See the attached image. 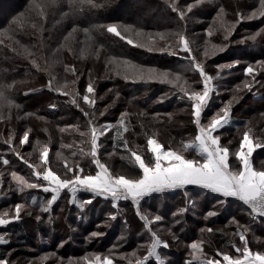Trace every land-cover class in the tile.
Wrapping results in <instances>:
<instances>
[{
  "label": "trees",
  "instance_id": "trees-1",
  "mask_svg": "<svg viewBox=\"0 0 264 264\" xmlns=\"http://www.w3.org/2000/svg\"><path fill=\"white\" fill-rule=\"evenodd\" d=\"M61 1L59 14L48 19L43 15L47 20L42 24L37 11L42 13L43 4L40 10L29 11L32 0H0V90L4 91L10 102L0 104V156L10 161L9 165L0 162L3 167L27 175L34 182V177L27 173V169L32 170L28 164H40L43 148L48 147V166L61 175H64L66 164L75 166L77 163L84 168V174L95 172L91 156L81 154V150L84 153L91 151V126L88 121L92 120V126L103 119L115 124L121 113L125 112L124 126L128 131L124 132L121 128V137L113 128L101 137L99 157L111 173L124 174L116 170L111 161L131 170L138 169L132 153L139 146L146 151L149 137H155L166 148L175 149L176 143L182 147L184 143H190L196 135V126L192 122L191 103L186 97L180 98L184 94L179 88L158 81L125 80L123 66L117 68L115 63L130 61L135 65L170 72L180 76L181 84L200 91L203 88L201 77L192 68L189 53L175 47L177 33L189 41L191 56L203 62L205 70L215 78L213 96L216 99L220 93V97L213 105L219 107L229 100L233 102L230 123L219 132L222 145L229 142L239 144L245 131L251 133L256 143L264 144V69L256 66L259 73L257 80L262 83L255 84L251 92L237 88L246 79L251 80V77L244 75V68L250 63L255 65L256 61L264 60V37L258 36L256 41L241 38L250 37L264 28V17L240 19L241 16H250L259 8V0L249 3H245L247 0H94V3L103 5L99 8L90 7L83 0ZM173 3L179 4L185 11L184 20L172 11ZM189 4L193 5L191 12L187 11ZM22 11L26 13L23 27L12 24L13 18ZM193 16L196 17L194 22L191 19ZM108 24H115L124 39L107 32ZM231 24L236 25L235 30L225 40L224 28ZM102 25L105 27H100ZM123 26H130L129 31L125 32ZM70 27L78 28L71 36ZM209 30L211 35L207 34ZM139 31L143 33L142 36L136 35ZM69 37L87 46H60L62 39L65 41ZM128 40L132 43L129 44ZM237 41L241 42L237 45ZM139 44L167 47L177 55L148 51L147 47L137 46ZM212 45H227V50L213 57H205V49H211ZM55 60L58 63H54ZM225 64H233V67H220ZM66 66L74 67L76 74L65 71ZM77 76L79 80L73 85L72 81ZM50 80L54 86H66L69 92L78 91L80 106L92 115L85 117L70 103V95L50 90L47 87ZM89 81L95 87V103L91 106L82 100ZM211 114L213 110L206 111V115ZM62 128L66 130L62 132ZM26 130H30L29 142L21 145L19 141ZM81 133L86 135L82 136ZM12 149L19 152L20 157ZM57 152L63 158L58 157ZM235 157L234 150H231L229 161L232 162ZM22 164L25 168H22ZM254 165L256 170H264V148L255 150ZM6 179L10 181L11 176L6 174ZM11 184H14L13 180L1 184L2 189L9 187L11 195H0V211L22 201L38 210L42 219L37 221L33 214L28 218L24 215L18 221L0 226V233H6L9 238L6 243L0 244V259L7 257L12 260L15 250L28 253L26 246L33 244L39 252L59 251L58 238L84 236L85 240V234L93 231L105 235L96 237L93 246L89 244L83 249H95L102 253L122 252L126 257H131L130 252L147 254L151 233L144 227L136 211L130 208V201H120L118 209L113 208L110 200L101 198L88 205L85 202L90 194L80 192L76 203L71 204L70 196L64 191L51 212L43 213L40 208L50 194L39 189H25L21 193L16 189L17 183L14 188L10 187ZM33 196L37 198L35 202ZM192 196H195L194 200ZM157 197L160 205L155 202ZM218 199L222 198L207 190L189 186L154 193L145 200L151 212L163 217L159 222L154 221L151 228L169 244L167 249L159 248L165 264H184L185 260L192 259L188 245L194 240L203 241L201 255H209L216 245L229 250L236 236L226 225L233 217L246 226L249 224L246 234L249 246L264 251V218H253L249 215L248 206L238 200L230 198L224 204H219ZM81 203H85V208L79 207ZM180 209L186 211L181 213ZM209 211L217 215L208 217ZM112 215L116 216L115 220L111 219ZM207 228H211L212 232L201 231ZM50 231L54 239L52 242L46 241ZM70 248L73 249L72 244L68 247L69 251L62 249L61 254H79V251ZM115 259L120 261L121 257L115 256ZM61 264H67L66 259ZM147 264L157 262L150 258ZM193 264H197V260L194 259Z\"/></svg>",
  "mask_w": 264,
  "mask_h": 264
},
{
  "label": "snow or ice",
  "instance_id": "snow-or-ice-1",
  "mask_svg": "<svg viewBox=\"0 0 264 264\" xmlns=\"http://www.w3.org/2000/svg\"><path fill=\"white\" fill-rule=\"evenodd\" d=\"M90 7L99 8L103 5L94 3V0H83ZM41 4L36 3V0H32L29 5L28 10H40ZM172 11L178 13L179 18L184 20L186 18V13L179 4L173 3L171 5ZM193 10V5L189 4L187 6V11L191 12ZM223 9H221V12ZM26 16L25 11L20 12L16 17L13 18L12 24L19 25L23 27V20ZM257 17H264V0H259V8L251 13L250 16H241L240 19H255ZM240 21H237L239 23ZM35 27V25H33ZM105 27V26H100ZM221 27L223 23L221 22ZM236 25L231 24L224 28L225 40L235 30ZM107 32L114 34L121 39L124 37L121 35V31L115 24H108L106 26ZM125 32L129 31L130 26H123ZM75 31V29L73 30ZM87 29L85 32L87 33ZM211 35V30L207 33ZM71 35V34H70ZM137 36H142L143 33L137 32ZM178 37V42L175 47L181 48L184 52L189 53V61L192 68L199 72L201 77V82L203 88L200 91L190 90L184 84H181L180 76L172 74L170 72L161 71L156 68H146L140 65L132 64L130 61L115 62L117 68L123 66L124 79L131 80L133 82H149L158 81L162 84H169L179 88L180 92L183 93L180 98L185 97L191 103V115L192 122L196 126L197 133L194 139L190 143L183 144V150L177 151L173 150L172 147L165 149L164 145L158 142L156 139L149 137L147 139L148 150L152 154L151 160L147 163L136 153H132L135 157V162L138 168L141 170L142 174L138 177H128L126 175H113L105 164L101 163L98 158L99 145L98 140L103 137L110 129L116 128L119 136H123V132L128 131L127 127L124 126L127 113H121L119 120L113 123H106L105 125L97 128L92 126V120L88 123L91 126V151L90 153H84L81 150L82 155H90L92 162L96 167L95 174H84V168L80 167L79 163L75 166L65 165L64 176L57 174L50 168H45L41 170L35 165L28 164L27 160H24L25 164L32 169V175L37 178V180L43 181L44 183H33L25 179L24 176L18 175L17 172L13 171L11 173L12 179L17 183L18 191L23 193L25 189H39L45 194H50L44 205L41 207L43 213H50L52 207L58 199L61 197L62 192L67 190L70 196L69 202L71 204L76 203L77 194L80 192H87L90 194L89 198L85 202L88 205L93 203L96 198H101L104 200H110L113 208L118 209V202L120 201H131L132 205L135 207L136 214L141 221L144 222V227L151 233V243L147 247V255L136 260V264H147L150 258H154L157 264H165V260L162 259L158 249L163 247L165 249L169 248L167 241L160 238L157 232L152 231L151 225L153 222H159L163 219L161 215H155L152 219L149 218L147 214L141 211V202L152 194H161L166 191H172L177 189H186L189 186L194 188L207 190L211 194H216L218 197L222 198L218 201L219 204H224L225 201L231 199L238 200L243 203V205L248 206L250 209L249 215L254 218H264V170H254L252 164L250 163V157L252 156L255 149L264 148V144L256 143L249 138V132L245 131L243 133V139L240 141V151L235 153L236 158L240 162V169L233 170L229 165V147L221 144V136L216 133L230 123V113L232 108V100H229L224 106L216 113H214L208 120L206 124L202 123V117L204 116L213 92L216 86L213 84L215 79L206 70L203 62L196 60L194 56H191V48L189 46V41L180 33L176 34ZM264 37V28H261L258 32L254 33L248 39L256 41L257 37ZM129 44L132 43L131 40L127 41ZM139 47H147L148 51H159L162 54L168 52L170 55H177L175 51H170L169 48H155L151 44H139ZM227 50V45H212L211 49H205V57H213L220 52ZM33 65L39 68V65L35 61H32ZM239 64V61L236 62ZM256 66L264 69V60L256 61V64H248L244 68V75L246 77H251V80H245L242 85H237L240 90H247L251 92L255 84L262 83L257 80ZM221 68H231L233 64L221 65ZM65 71L71 72L73 75L76 74V69L72 66H66ZM117 74H120L117 72ZM219 75V73H217ZM79 80L77 76L76 80L72 81L75 85ZM50 90L54 92L61 93L65 96H71L70 103L75 105L76 108L83 113L85 117H89L92 113L85 111L84 108L80 106V94L78 91L69 92L66 86L53 85L50 80L47 86ZM95 87L93 82L89 81L84 90V95L82 100L85 104L91 106L95 103ZM235 99V98H234ZM7 101L4 91L0 90V104ZM10 103V102H8ZM52 107H55L54 105ZM104 115V113H101ZM66 129H61L65 131ZM29 132L26 130L23 132L20 138V144L25 145L29 142ZM81 135H86L81 133ZM9 143V141H5ZM231 143V142H229ZM127 142H125V147ZM71 147V145H67ZM194 150L199 158H187L184 154L185 151ZM12 151L20 157V153L16 152L15 149ZM50 149L44 147L40 159L43 164L47 166L48 157ZM56 155L60 158L61 153L57 152ZM76 153L73 152V156ZM23 159V157H21ZM0 162L3 165H9L10 161L0 156ZM70 174V175H69ZM36 197L33 196V202L36 201ZM85 203H81L79 207L81 209L85 208ZM22 205H15V215L8 218V212L0 214V226H6L12 221H18L21 219L20 213L22 211ZM186 209H180V212H185ZM217 215L214 211H209L207 213L208 217ZM42 217L37 215L36 220L41 221ZM112 220L116 219L115 215L111 216ZM231 224H236L237 235L239 236L240 242L243 247H236L235 252L237 255L233 257L228 252H217V256L222 257L223 264H264V251L253 252L249 248V242L246 238V233L249 231L247 227L243 230L240 229L239 222L233 217L229 221ZM201 231L212 232L211 228L201 229ZM105 235L97 231H93L90 237H100ZM6 236L0 235V244L6 243ZM202 243L201 240L192 241L188 247L190 248L189 256L192 259L184 261V264H193V260H197V264H221L220 259H199L197 253H202ZM62 246V245H61ZM10 255V253H9ZM133 256L136 255L135 252L132 253ZM48 256H41L40 261H46ZM126 256H122L121 259H126ZM86 264H114V260L109 255H101L99 253L88 254L83 258ZM0 264H16L15 261L8 259L7 257L0 259ZM68 264H73L70 260ZM79 264V261L76 262ZM131 264V261L129 262Z\"/></svg>",
  "mask_w": 264,
  "mask_h": 264
},
{
  "label": "rangeland",
  "instance_id": "rangeland-1",
  "mask_svg": "<svg viewBox=\"0 0 264 264\" xmlns=\"http://www.w3.org/2000/svg\"><path fill=\"white\" fill-rule=\"evenodd\" d=\"M108 0H102V2H107ZM249 1H252V0H247L245 3H249ZM37 3L38 4H43V7H42V13L39 11H37V16L39 15V17L40 18H42V19H40V21H41V23L42 24H45L46 23V20L48 19V18H51V16H57L59 13V6L62 4V1L61 0H38L37 1ZM52 8H54V10H52ZM60 14H62L61 12H60ZM43 15H46V17H47V19L46 20H44V16ZM191 19H193V22L196 20V17L195 16H193ZM200 19H198V21H199ZM43 27V26H42ZM46 27H48V26H46ZM75 29V31H76V29H78V28H76V27H70L69 28V30H71L69 33L71 34V35H73L74 33H76L75 31H73ZM140 32V31H139ZM70 35V36H71ZM248 37V36H247ZM246 36H243V37H241V38H243V39H248ZM72 38L73 37H69V38H67L65 41H64V39H62V42H61V44H60V46H62V45H77V46H87L86 45V43L85 44H78V43H76L74 40H72ZM60 41V40H59ZM77 42H78V40H77ZM241 41H237L235 44H239ZM234 44V45H235ZM89 46H91V45H89ZM54 63H58V60H55L54 61ZM188 89H190V90H192V88L190 87V86H186ZM195 91H199V90H195ZM214 92H213V94H212V96H211V101H210V104H209V106H208V108H207V110H213V114L214 113H216V112H218L224 105H222V106H216V105H213L214 104V102H216L217 100L216 99H219V97H220V93H219V97H217L216 99H214ZM228 102V101H227ZM227 102H225V103H227ZM190 110L192 111V109H191V104H190ZM206 110V111H207ZM213 114H211L210 116H208V115H206V112H205V114H204V116L202 117V123L203 124H206L207 122H208V120H209V118L213 115ZM206 115V116H205ZM230 117H231V113H230ZM106 123H113L112 121H109L108 119H103L102 121H100V122H97L96 124H95V127H97V128H99V127H101V126H103V125H105ZM114 124V123H113ZM178 127V126H177ZM220 130H222V128L220 129ZM220 130H219V132H220ZM219 132H217L216 134L217 135H219ZM196 133H197V130H196ZM152 138H154L155 139V137H152ZM249 138L253 141V144H256V142H255V140H254V138H253V136L251 135V133L249 132ZM243 139V138H242ZM235 140V139H234ZM221 142V141H220ZM100 144H102V142H101V138L98 140V145L100 146ZM222 144V143H221ZM175 145V149L174 148H172L173 150H177V151H181V150H183V147L182 146H180V144L179 143H176V144H174ZM224 146H227V147H229V150H230V154H231V150H234V152L236 153L237 151H240L241 149H240V143L239 144H236V145H232L231 143H228V144H226V145H224ZM147 150L145 151V149L142 147V146H139L138 148H136V150L135 151H133L134 153H136L137 155H141V157L145 160V162L147 163L149 160H151V158H152V154L149 152V150H148V146H147V148H146ZM165 149H167L166 147H165ZM256 150V149H255ZM255 150H254V152H253V154H252V156L249 158L250 159V163L252 164V166H253V168H254V170H256V168L254 167L255 165H254V153H255ZM184 154H185V156L187 157V158H193V157H196V158H199L198 156H197V154L195 153V152H192V151H185L184 152ZM147 155V156H146ZM234 155V154H233ZM236 156V155H235ZM134 157V156H133ZM98 158L100 159V157H99V151H98ZM229 158H230V155H229ZM134 159H135V157H134ZM43 161L41 160V163L40 164H37V167H39V168H41V170H43V169H45V168H50L51 170H53V171H55L54 169H52L51 167H49L48 165L49 164H47V166H45L43 163H42ZM101 163H103V164H105L104 162H102L101 161ZM112 165H113V167L116 169V170H119V171H121V172H123L124 174L123 175H126V176H128V177H138L139 175H141L142 174V172H141V170L138 168V165H137V163L135 162V164H136V166H137V168L138 169H134V170H131L130 168H126V167H123V166H121V165H119V164H117V163H115V161H111L110 162ZM106 165V164H105ZM229 165H230V168H232L233 170H239L240 169V167H241V165H240V162L238 161V159L235 157V159L231 162V161H229ZM106 167H107V165H106ZM22 168H25V166L22 164ZM27 169V168H26ZM97 170V169H96ZM13 171H10V170H8V169H6V167H3V165L2 164H0V195H11L10 193H9V187L7 186V187H5V189H2V187H1V184H5L6 182H11V180H13L12 179V176H11V173H12ZM30 172V175H32V170H29V169H27V173H29ZM57 174H59V175H61L59 172H57V171H55ZM6 174H9L10 176H11V180L10 181H7V179H6ZM86 174H95V172L93 171V172H87ZM113 175H120V174H114V173H112ZM18 175H20V176H24L25 177V179H27L29 182H31L30 181V178H28L27 177V175H22V174H20V173H18ZM62 177L64 176V175H61ZM32 177H34V179H35V181L33 182V183H37V182H39V183H44L43 181H40V180H37V178L35 177V176H33L32 175ZM14 181V180H13ZM15 184H16V182L14 181V184H11V188H14L15 187ZM10 188V189H11ZM16 189H18V187L16 188ZM65 191H67V190H65ZM63 193L64 192H62V194H61V197L60 198H62L63 197ZM69 195V194H68ZM150 197V196H149ZM149 197H146L142 202H141V206H140V208H141V211L144 213V214H147L148 216H149V218L150 219H152L155 215H158V214H155V213H153V212H151L149 209H148V202H146V203H144L145 202V200L147 199V198H149ZM48 198H50V196H48L47 197V199ZM67 198V197H66ZM194 198H195V196H192V200H194ZM157 200H155V202L156 203H158L159 205L161 204V202H160V200H158V197L156 198ZM218 200H220V199H218ZM18 204H21L23 207H22V211H21V213H20V216H26V218H28V217H32V214L33 215H35V216H37V215H39L40 214V212L38 211V210H35L34 208H31L28 204H27V202H22V201H20ZM118 204H119V202H118ZM120 205V204H119ZM130 208H132L134 211H136L135 210V207L132 205V203H131V201H130ZM41 209V208H40ZM66 210V209H65ZM38 211V212H37ZM41 211V210H40ZM4 212H8V218L9 219H11V217L12 216H14L15 215V205L14 206H10V207H7V208H3L1 211H0V214H3ZM66 214H67V210H66V212H65ZM112 213H110V215H111ZM60 215V212L58 213V216ZM34 217V216H33ZM254 218V217H253ZM257 219V218H256ZM102 223V222H101ZM69 225H71V223H69ZM143 225H144V223H143ZM217 225H219V224H217ZM248 225L249 224H247V226L244 224V222L242 223V222H239V226H240V229L241 230H243V228L244 227H247L248 228ZM82 226H84V225H82ZM172 226V225H171ZM214 226V225H213ZM228 228L227 229H231L232 231H233V234H234V236H236V239H233V242H232V245H235L236 247H243V244L240 242V240H239V236L237 235V225L236 224H231V223H227V225H226ZM151 227H152V225H151ZM204 228V227H203ZM235 230H234V229ZM74 229L75 230H78L79 232H80V229H78L77 227H75L74 226ZM249 232V231H248ZM92 233V232H91ZM91 233H88V234H85V240L83 239L84 238V236H83V238H81V237H74V238H70V239H68L70 236H68L67 238H62V239H57L58 240V247H59V251H54V250H52V251H46V252H42V251H37L36 250V246L33 244V246L32 245H27L26 246V248L29 250V252L28 253H25V252H22V251H14V253H13V255L11 256V259L12 260H15L16 262H18L19 264H32V263H36V262H39V263H41V264H61L62 262H63V260H65L66 259V263L68 264V262L71 260L72 262H73V264H76V262L77 261H79V264H86V262L84 261V257H86L88 254H95V253H99V254H101V255H109L110 257H112L113 258V260H114V264H129V262L131 261V264H136V260L138 259V258H142L143 256H145V255H141V253L140 254H138V255H135V256H133L132 255V252H130V256L131 257H127L126 258V260H124L123 261V259H121L120 261L119 260H116L115 259V256H119V257H122V256H126L125 255V253H122V252H109V251H104L103 253L102 252H100V251H98V250H86V249H83V248H86V247H89V246H93V244H94V240H96L95 238H92V237H90V234ZM158 234V233H157ZM247 234V233H246ZM0 235H4V236H6V240L7 239H9L8 238V236L6 235V233H0ZM53 234H52V232L50 231V234H49V237L48 238H46V241H48V242H52V241H54V239H53V236H52ZM99 238V237H98ZM246 238H247V240L249 239L247 236H246ZM69 241V242H68ZM70 244H72L73 245V249L72 248H70L71 250H73V251H79V254L78 255H75V254H73V255H63V254H61V252H62V249L64 250V251H69L68 250V247L70 246ZM89 244H91V245H89ZM62 245V246H61ZM89 245V246H88ZM108 247V246H107ZM249 248L255 253V252H257L258 250H256V249H252L250 246H249ZM79 249H81V250H79ZM227 248H225V247H223V246H221V245H216V246H214V251H212V253H210L209 255L208 254H206V253H204V255H201V253H197V257L199 258V259H220L221 260V264H223V261H222V257H220V256H217V252L219 251V252H228L230 255H232L233 257H235L236 255H237V253L235 252V248L233 247V246H231V248L229 249V250H226ZM70 250V252H72ZM16 252V253H15ZM158 252H159V249H158ZM74 253V252H73ZM36 254V255H35ZM147 255V254H146ZM41 256H48L49 258L46 260V261H48L49 263H45V261H40V257ZM203 256V257H202ZM162 259H164L163 257H162ZM65 262V261H64Z\"/></svg>",
  "mask_w": 264,
  "mask_h": 264
}]
</instances>
